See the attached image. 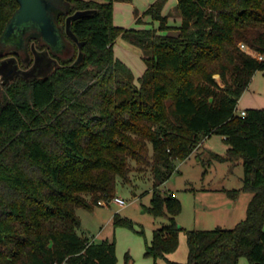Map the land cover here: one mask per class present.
Instances as JSON below:
<instances>
[{
	"label": "trees",
	"instance_id": "16d2710c",
	"mask_svg": "<svg viewBox=\"0 0 264 264\" xmlns=\"http://www.w3.org/2000/svg\"><path fill=\"white\" fill-rule=\"evenodd\" d=\"M68 1L59 23L72 57H59L47 77L0 80V264H117L115 241L79 233L77 209L116 197L131 160L148 165L156 180L148 210L168 217L146 255L166 258L179 244L181 204L159 186L213 134L229 146L214 157L243 164L242 187L227 192L252 193L246 217L231 228L188 230V260L166 264H239L241 256L264 264V107L238 111L254 74L264 71V59L240 46L264 55V0H178L176 27L164 13L168 0L144 12L158 26L140 27L114 23L116 0ZM18 7L0 0V36ZM86 9L96 11L72 22L80 47L66 18ZM118 37L142 50L138 83L115 53ZM115 225L133 226L119 214Z\"/></svg>",
	"mask_w": 264,
	"mask_h": 264
},
{
	"label": "rangeland",
	"instance_id": "374dc122",
	"mask_svg": "<svg viewBox=\"0 0 264 264\" xmlns=\"http://www.w3.org/2000/svg\"><path fill=\"white\" fill-rule=\"evenodd\" d=\"M104 1V0H99ZM156 1V0H155ZM178 0H168L166 3L168 24L177 26L180 13L177 9ZM152 0H116L114 4V23L125 27H138L135 22L136 14L144 10ZM57 3L68 9L70 3L57 0ZM143 26H158V21L150 22V16L144 15ZM173 28L169 32H175ZM66 47L63 57H69L72 46L71 41H64ZM46 49L38 48V51ZM117 56L131 67L135 81L138 83L146 68L141 56V51L122 37L114 43ZM23 54V53H22ZM34 61V54L32 52ZM33 62L31 63V65ZM30 65V66H31ZM29 66V67H30ZM27 67L26 69H28ZM0 75V80H2ZM239 108L264 107V71H257L241 96ZM228 144L224 136L213 134L206 139V144L200 149L199 154H192L183 161L177 162V168L159 188L162 192L174 194L180 200V210L176 219L182 229L179 233L177 248L166 254V258L186 262L189 258V245L187 231L190 229H212L216 227H234V217L228 216L225 204L226 194L219 191L206 190L208 188H241L244 167L241 159L236 161H219L212 152L226 155ZM202 157V159H199ZM130 179L118 177L115 196L126 200V204H119L114 199H107L106 204H95L92 208L79 207L77 213L81 218L79 233L86 234L96 242L115 241L117 248V264H166L165 257L155 259L146 255V244L151 242L155 229L168 222L167 216H155L148 208L152 204L155 178L148 165L130 161ZM251 192L241 190L236 201V222L246 216L248 198ZM247 197V199H246ZM233 198V197H232ZM91 199V196H88ZM241 212V213H240ZM129 219L133 226L115 225V215ZM239 214L241 215L240 217ZM239 264H250L247 256H241Z\"/></svg>",
	"mask_w": 264,
	"mask_h": 264
},
{
	"label": "water",
	"instance_id": "95a60500",
	"mask_svg": "<svg viewBox=\"0 0 264 264\" xmlns=\"http://www.w3.org/2000/svg\"><path fill=\"white\" fill-rule=\"evenodd\" d=\"M18 2V9L10 18L3 34L0 36V52L7 50V53L27 55L28 42L32 39L38 40L41 47L46 49L38 51L35 43H33V64L28 69H22L19 68L17 63L15 65L17 72L10 78H4V73L0 70L3 82L10 81L17 76H22L27 80L47 77L59 66V57L70 58L74 53L72 46L69 57L61 56L66 47L64 41L67 37L59 23V19L62 14L68 12L71 7L70 1H68L70 3L68 9L61 7L57 0H18ZM95 11V9L76 10L68 15L65 29L67 35L78 42L77 36L72 31V22ZM78 44L81 47L82 42H78ZM82 56L83 54L80 52L78 60H81ZM7 60L0 61V68Z\"/></svg>",
	"mask_w": 264,
	"mask_h": 264
},
{
	"label": "flooded vegetation",
	"instance_id": "af4514ba",
	"mask_svg": "<svg viewBox=\"0 0 264 264\" xmlns=\"http://www.w3.org/2000/svg\"><path fill=\"white\" fill-rule=\"evenodd\" d=\"M35 43V46L38 48L41 47V43L38 40H30L28 42V49L27 55H20L16 53H7V50L0 52V61L4 59H8L3 65L1 66L0 70L4 73V78L12 77L17 70L15 69V65L18 63L19 68L26 69L31 65L33 62V55H32V45ZM44 48V47H43ZM12 58V59H10Z\"/></svg>",
	"mask_w": 264,
	"mask_h": 264
},
{
	"label": "crops",
	"instance_id": "0c3cea01",
	"mask_svg": "<svg viewBox=\"0 0 264 264\" xmlns=\"http://www.w3.org/2000/svg\"><path fill=\"white\" fill-rule=\"evenodd\" d=\"M97 1H99V0H97ZM153 2H155V0H152V2H150L148 5H146V7L144 8V10H141V11H139L137 14H136V16H135V22L138 24V25H141V26H143L142 24H139L138 22H137V19L138 18H140V17H142V16H144V12H145V10L153 3ZM164 13H166L167 14V9H166V6H165V9H164ZM181 20H182V18H181V16H180V19H179V23H177L176 25H179L180 23H181ZM150 22H152V19L150 18ZM169 25H172L171 23L169 24ZM138 27H140V26H138ZM133 45V44H132ZM135 46V45H134ZM137 47V46H136ZM137 48H139V47H137ZM139 50L141 51V56H142V50L139 48ZM117 55V54H116ZM118 57H120V56H118ZM121 58V57H120ZM122 59V58H121ZM250 108V107H249ZM245 109H247V108H239L238 107V111H241V110H245ZM208 139V138H207ZM206 144V139L204 140V141H202L198 146H197V148L192 152V154H194V153H196V154H199V152H200V149L204 146ZM191 154V155H192ZM199 159H202V157H199ZM206 190H212V191H221V192H223L224 194H226L227 195V197H226V201H225V206H226V208H227V213H229V215L228 216H231L232 218L234 217V222L233 223H235L234 225H236L238 222H239V220H237V222H236V219L237 218H235L236 217V201L238 200V198H232L229 194H228V192H227V190H229V189H227V188H208V189H206ZM252 198V195L248 198L249 200L248 201H250V199ZM246 199H247V197H246ZM249 203V202H248ZM248 206V205H247ZM241 213V212H240ZM246 213H247V209H246ZM242 215V214H241ZM240 214H239V216H237V217H240L241 216ZM246 217V216H245ZM244 219V218H243ZM241 221V220H240ZM92 241H94V242H96L95 240H93V239H91Z\"/></svg>",
	"mask_w": 264,
	"mask_h": 264
},
{
	"label": "built area",
	"instance_id": "2783aa9c",
	"mask_svg": "<svg viewBox=\"0 0 264 264\" xmlns=\"http://www.w3.org/2000/svg\"><path fill=\"white\" fill-rule=\"evenodd\" d=\"M241 48L245 49L247 52L251 53L252 55L256 56L258 59L262 60L264 59V55L253 50L252 48H250L249 45H247L246 43H240ZM241 114L245 115L246 111L245 110H241L239 111ZM115 202L119 203V204H126V200L124 198H121L119 196H116L113 198ZM106 200L102 199L99 201V204H106L105 202Z\"/></svg>",
	"mask_w": 264,
	"mask_h": 264
}]
</instances>
